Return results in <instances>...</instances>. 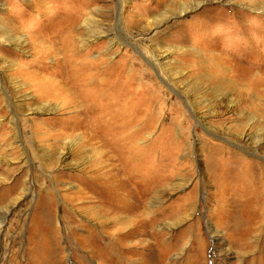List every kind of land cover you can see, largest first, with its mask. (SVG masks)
<instances>
[{
    "label": "rangeland",
    "instance_id": "rangeland-1",
    "mask_svg": "<svg viewBox=\"0 0 264 264\" xmlns=\"http://www.w3.org/2000/svg\"><path fill=\"white\" fill-rule=\"evenodd\" d=\"M71 43L141 112L123 181L156 217L121 262L75 197L95 142L39 87L73 92ZM112 263L264 264V0H0V264Z\"/></svg>",
    "mask_w": 264,
    "mask_h": 264
},
{
    "label": "bare ground",
    "instance_id": "bare-ground-1",
    "mask_svg": "<svg viewBox=\"0 0 264 264\" xmlns=\"http://www.w3.org/2000/svg\"><path fill=\"white\" fill-rule=\"evenodd\" d=\"M193 1L196 6H199L205 0ZM181 10L186 12L188 8L184 4ZM87 52L86 54H90ZM64 55L66 60L69 59L65 75H67L68 81L74 80L73 84H70L73 92L69 91L70 89L66 83L60 86L61 81L50 83L45 80V83L39 87L41 90L46 89L48 93H52L53 98H61L66 101L65 103L73 105L74 116L72 115V119L78 122L72 127L73 131L77 132L80 129L81 133L88 134L84 139V143L95 142L94 145H90V150L91 153L93 151L92 154H95V159L98 160L97 164H95V169L93 167L88 174L87 172L86 175L84 174L86 183L77 188L75 197L77 201L79 200L82 203L90 202L88 209L93 218L103 220L104 223L113 222L115 227H119L121 233L115 237V244H113L118 248L112 247V253H110L112 258L109 261H113V263L121 262L124 260V256L130 253L128 245L130 241L153 233L150 227L154 224L156 217L153 205L155 188L149 189L146 195L141 196L139 188L135 187L133 190H129L130 183L127 180L123 181L124 176L129 172V166L135 165L141 160V156L138 154L140 150L137 151L135 148H131L135 147L131 146L135 140L131 131L136 128L141 112L138 104H135L134 97L123 98L128 93L127 87L123 88V86L119 87L118 84H111L112 72L111 76H108V69L111 67L108 69L98 68V63L82 62L86 58L85 54L79 46L73 43L67 46ZM35 74L33 78L37 79L38 75L35 76ZM71 76H73V79ZM40 88L37 89L40 91ZM97 113L101 114L96 116ZM81 116L83 119L78 120V117ZM93 123L95 124L93 125ZM140 131L136 128L134 130L135 135H139ZM126 133L130 135L125 136ZM48 134L50 133L48 132ZM77 142L76 146L79 145V142ZM129 145L130 149L128 148ZM67 159L59 157L58 162ZM87 199H90V201H87ZM92 200L95 202L92 203ZM151 200L152 205L150 204ZM145 209L148 210V214L145 215L146 219L143 220ZM64 227L68 232L71 231L72 227L69 222H64ZM129 227L132 228L131 231L122 232ZM146 228L149 230H142ZM115 251L118 256L114 254Z\"/></svg>",
    "mask_w": 264,
    "mask_h": 264
}]
</instances>
